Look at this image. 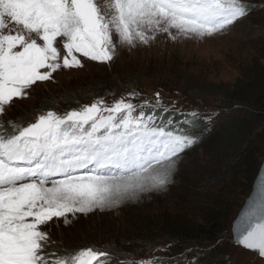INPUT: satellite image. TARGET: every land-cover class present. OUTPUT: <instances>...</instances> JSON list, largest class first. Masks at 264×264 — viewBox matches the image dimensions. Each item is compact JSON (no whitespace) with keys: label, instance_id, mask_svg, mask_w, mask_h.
<instances>
[{"label":"snow or ice","instance_id":"1","mask_svg":"<svg viewBox=\"0 0 264 264\" xmlns=\"http://www.w3.org/2000/svg\"><path fill=\"white\" fill-rule=\"evenodd\" d=\"M253 10L248 0H0V117L61 68L83 67L77 53L108 63L116 38L129 47L160 35L204 41ZM148 108L151 114L125 99H100L62 114L45 109L27 126L0 120V264H108L113 252L94 247L49 253L43 226L166 190L181 154L210 131L201 124L219 115L176 119L159 93ZM236 237L264 258V181ZM121 264L160 262L126 257Z\"/></svg>","mask_w":264,"mask_h":264},{"label":"rangeland","instance_id":"2","mask_svg":"<svg viewBox=\"0 0 264 264\" xmlns=\"http://www.w3.org/2000/svg\"><path fill=\"white\" fill-rule=\"evenodd\" d=\"M248 2L254 5L251 14L238 21L226 34L211 39L172 42L166 35H160L148 46L129 47L120 44L116 38V52L108 63L92 61L77 53L83 67L61 68L49 81L38 82L29 90L28 98L14 100L0 120L27 126L45 109L62 114L100 99L108 105L125 99L136 105L148 106L155 104L157 93L166 108L187 113H219L220 108L213 98L197 99L189 89L178 93L171 86V79L182 75L195 83L225 88L245 75L250 62L262 60L264 0ZM58 47L63 54L62 44ZM235 108H229L223 116H214L212 123L208 124L210 131H207L205 139L181 154L172 183L166 190L143 193L138 199L126 200L118 207L103 211L76 214L75 218L70 215L71 222L67 225L63 218H54L43 226L49 230L51 238L48 252L71 253L94 247L113 252L108 258L109 264L113 263V257L120 263L126 257L134 261L172 259L166 245L147 247L133 243L137 234L133 218L156 224L163 213H170L181 214L190 222L199 223L206 208L221 196L227 222L222 237L224 264H263L264 259L232 241L231 224L251 187L247 191L244 170L236 166L226 144L219 141L220 135L212 133V126L215 123L219 125L224 118L230 116L237 120L241 117ZM250 130L251 139L261 155L260 160H263L264 135L258 125H253ZM196 250L198 254L204 249L198 247ZM192 258V255H186L180 262Z\"/></svg>","mask_w":264,"mask_h":264},{"label":"trees","instance_id":"3","mask_svg":"<svg viewBox=\"0 0 264 264\" xmlns=\"http://www.w3.org/2000/svg\"><path fill=\"white\" fill-rule=\"evenodd\" d=\"M262 62L264 58L250 62L245 75L225 88L195 83L191 78H184L182 75L171 79L173 80L171 86L178 93L189 89L192 96L197 99L213 98L220 108L219 116H223L229 108L236 106L235 109H238L241 117L235 120L228 114L229 117L224 118L219 125L215 123L212 126V133L220 135L219 141L226 144L228 153L232 155L236 166L244 170L247 191L262 161L251 139L250 130L253 125H258L261 134L264 135V63ZM180 84L183 86L179 87ZM168 109L176 119H182L179 113L183 111ZM145 111L151 114L148 106H145ZM200 127L208 128V124L202 123ZM206 134L207 132L204 133L201 141L205 139ZM225 210L223 198L219 196L206 208L199 223H192L181 214L163 213L156 224L134 217L132 223L137 234L133 238V243H140L147 247L166 245L167 250L171 252L168 256L173 257L172 259L163 258L160 264H224L222 237L227 225L223 214ZM198 247L204 250L197 254ZM186 255H192L193 258L180 262ZM112 259V264H121L118 258Z\"/></svg>","mask_w":264,"mask_h":264},{"label":"water","instance_id":"4","mask_svg":"<svg viewBox=\"0 0 264 264\" xmlns=\"http://www.w3.org/2000/svg\"><path fill=\"white\" fill-rule=\"evenodd\" d=\"M264 181V159L262 160L258 171L253 179L252 182V186L251 189L247 195V197L245 198L241 208L239 209L234 221L231 224V234H232V241L236 246H239L243 249H245L243 246L239 245L237 243V237H236V225L239 223L240 218L247 212L250 210V208L253 206V202L258 200L259 198V187L261 182ZM248 250V249H245ZM250 251V250H249ZM254 254H257L253 251H250ZM258 255V254H257ZM259 256V255H258ZM261 258V257H260ZM264 259V258H262Z\"/></svg>","mask_w":264,"mask_h":264}]
</instances>
